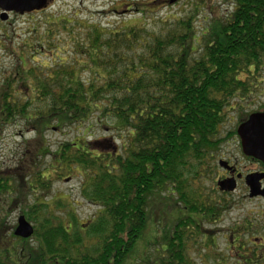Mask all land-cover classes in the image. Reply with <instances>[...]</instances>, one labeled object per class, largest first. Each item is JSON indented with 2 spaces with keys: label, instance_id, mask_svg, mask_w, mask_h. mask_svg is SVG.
<instances>
[{
  "label": "trees",
  "instance_id": "obj_1",
  "mask_svg": "<svg viewBox=\"0 0 264 264\" xmlns=\"http://www.w3.org/2000/svg\"><path fill=\"white\" fill-rule=\"evenodd\" d=\"M224 1L230 10L209 20L200 35L194 23L205 0H190L188 12L160 21L156 30L62 19L30 38L32 55L47 50L50 58L25 67L28 58L20 53L19 67L1 80L0 115L5 122L19 117L35 136L14 170L20 180L4 181L0 191L22 199L9 205L21 206L34 234L8 240L1 222L0 264H123L148 222L147 202L155 192L180 187L179 200L193 208L190 184L205 172L214 142L226 132L227 112L243 108L264 66V0ZM58 30L68 37L62 46L53 44ZM91 119L109 126L121 142L117 152L96 153L92 143L77 140L50 151L44 134L53 125L81 127ZM47 156L51 163L44 167ZM74 172L82 178L81 198L97 208L83 225L74 212H57L63 202L47 198L53 181ZM33 190L39 196L31 201ZM169 201L172 216L159 220L156 262L191 264L183 235L174 233L176 204Z\"/></svg>",
  "mask_w": 264,
  "mask_h": 264
},
{
  "label": "flooded vegetation",
  "instance_id": "obj_2",
  "mask_svg": "<svg viewBox=\"0 0 264 264\" xmlns=\"http://www.w3.org/2000/svg\"><path fill=\"white\" fill-rule=\"evenodd\" d=\"M64 1H78L77 10H84L85 3L93 5L98 2V0H49L45 7L22 15L5 12L0 8V51H5V45L10 42V30L15 32L19 17L55 9L57 6H66ZM105 1L107 3L103 4L106 6L99 14L105 16L110 14L109 17L127 15L134 20L137 15L155 13L163 8L173 7L183 0L174 3H171V0ZM14 54L17 55L18 52L14 51ZM7 73L14 74V67ZM19 92V84L16 83L15 95ZM0 106H3L1 100ZM248 117L237 124L234 133L233 130H228L219 135L220 140L214 142L217 149L204 169L205 172L190 184L189 200H192L193 208L179 200L180 187L178 191H167L175 196L174 233L178 238L183 235L191 264H264V162L243 153L237 132L238 127ZM3 119L0 115L1 140L6 127L20 121L19 117H14L11 122H5ZM18 133L20 136V132ZM22 154H18L12 168L2 165L0 184L6 180L9 184L20 180L14 170L19 168ZM8 161L11 163L10 159ZM25 179L31 180V177L27 175ZM62 179L64 178L61 177L60 180ZM207 182L210 183L208 189ZM15 194L14 192L4 194L0 191V204L1 198L5 196L8 203H20L22 199L15 197ZM33 194L37 196L36 190H33ZM33 194H30L29 198ZM8 212L9 215L15 213L18 219L22 213L21 206H14Z\"/></svg>",
  "mask_w": 264,
  "mask_h": 264
},
{
  "label": "rangeland",
  "instance_id": "obj_3",
  "mask_svg": "<svg viewBox=\"0 0 264 264\" xmlns=\"http://www.w3.org/2000/svg\"><path fill=\"white\" fill-rule=\"evenodd\" d=\"M189 1L190 0H183L173 7L163 8L155 13L137 15L134 20L127 15L123 17L112 15V17H109L110 14H107L106 16L105 14H99L106 6H104V4L107 3L105 0H98V2L93 5L85 3L84 10H77L78 1H64L66 6H57L55 9L51 8V10L37 14L23 15L19 17L15 32L13 33L12 30H10V42H7L8 44L5 45V51H0V84L3 73L5 74L13 67H19L20 62L18 58L20 57L19 55L21 52H24L25 56L28 58L23 64L25 67L36 66V64L42 60H44V64H47L45 61L48 60H46L45 57L50 56L49 51L46 50L41 56L32 55V51L34 50L30 38L35 39L34 37L36 35L40 36L48 25L55 21L64 19L68 22L67 24L71 25H76L78 23L81 25L87 23H99L112 29L118 25L131 24L134 26H142L147 24V29L156 30L161 26L160 21L168 22L172 17L183 16L188 12L189 7L187 3ZM205 2L206 6L201 9L194 23L197 35L204 32V29L208 26L209 20L215 19L216 17H225L227 14L226 9L230 10L228 4L224 0H205ZM57 29L59 28H56L55 30ZM67 39L66 32L58 30V34L55 36L53 44L56 46H62ZM23 43H30V45L25 47ZM64 47L67 49L66 46ZM11 50L12 52L17 51L18 54H10L9 51ZM32 59H34V61ZM64 59H66V56ZM84 75L85 78L88 77L87 72H84L83 76ZM254 84L255 93L249 99L240 102V105H242L243 108H237L236 110H230L227 112V123L224 127V131H230L236 128L242 112L246 115L244 118H247V116L253 112L264 110V66L257 80L254 81ZM53 127H55V125L52 126V129H48L44 134L46 145L52 152H54L61 144L72 142L73 140H77L79 143H92V146L88 147L96 153L102 152L107 154L112 151L117 152L118 148L121 146L120 140L115 136L109 126L96 123L94 119H91L87 124H84L81 127H65L61 130L54 129ZM18 132H20V136ZM34 136V132L25 127L24 120L22 119L16 122L15 125L10 124L9 127H6L3 138L2 140L0 139V168H3V164L12 168L19 156L18 154L24 152L26 143L31 142L34 139ZM9 159L11 160V163L8 161ZM50 163L51 160L48 156L42 161L44 167H48ZM63 178L65 180L53 181L51 195L47 198H51L55 203L63 202L65 205L64 209L60 210V212L57 210V212L62 215L74 212V215L72 214V216H70L75 217V219L79 220L83 225L86 220L95 215L97 208L84 202L81 198L80 188L82 178L76 172L71 175L66 174ZM209 186L210 183L207 182V189ZM165 192L167 191H164L163 193L155 192L149 199V202H147L148 222H146L144 229L139 234L133 248L128 253L123 264H157V256L159 257L161 255V247L158 243H161L160 239L162 238L159 229V220L162 215L167 218L172 216V208H170L169 200H172V204L175 203V196H168ZM35 196L36 195L33 194L32 197H30L31 201L35 200ZM38 196L39 195H37V197ZM1 199L0 223H4L6 230L4 234L9 240L11 239L10 234H13L16 226L17 216L15 213L9 215L8 211L13 208V205H9L7 196ZM40 200H42V198ZM73 202L76 203L74 208L70 205ZM166 204L169 205V209ZM70 208L71 211H69ZM65 219L66 223L69 224V216ZM162 225L163 223L160 227H162ZM33 242L34 241L32 240L31 243Z\"/></svg>",
  "mask_w": 264,
  "mask_h": 264
},
{
  "label": "water",
  "instance_id": "obj_4",
  "mask_svg": "<svg viewBox=\"0 0 264 264\" xmlns=\"http://www.w3.org/2000/svg\"><path fill=\"white\" fill-rule=\"evenodd\" d=\"M49 0H0V8L5 12L19 14L31 13L46 6ZM178 0H171L174 3ZM241 140L243 153L254 159L264 162V111L252 113L248 119L237 129ZM34 233V228L24 216L17 219L13 231L15 237L29 239Z\"/></svg>",
  "mask_w": 264,
  "mask_h": 264
}]
</instances>
